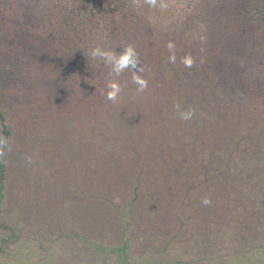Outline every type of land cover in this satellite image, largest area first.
Masks as SVG:
<instances>
[{
  "label": "rangeland",
  "instance_id": "rangeland-1",
  "mask_svg": "<svg viewBox=\"0 0 264 264\" xmlns=\"http://www.w3.org/2000/svg\"><path fill=\"white\" fill-rule=\"evenodd\" d=\"M170 2L176 13H185L187 0ZM0 4V138H5L3 117L10 127L2 158L0 264H264V197L215 201L216 169L222 173L218 181H223L226 162L236 168L244 154L234 157L224 149L218 157L214 147L212 155L198 153L212 136L203 125L207 118H198L196 112L185 122L174 109L161 105L163 92L176 91L177 82L180 99L188 104L185 108L191 106L190 99L194 102L187 86L190 77L183 66L169 62L167 47L171 41L174 51L181 50L176 58L185 56L187 38L181 36L186 31L168 38L155 33L151 42L142 41L143 75L149 84L146 92L137 94L131 70L116 77L110 73L111 62L86 79L79 71L86 65L82 43L74 39L73 31L67 33L63 27L61 31L65 35L60 42H69L70 54L55 41L49 43L50 0H0ZM98 58L91 64L100 66ZM113 78L124 89L119 114L127 132L122 138L131 135L137 142L124 153L109 154L111 147L99 136L103 123L95 105L101 96L95 92L97 88L105 93L106 81ZM176 93L165 100L170 108L179 100ZM134 99L141 104L134 106ZM147 106L143 118L141 110ZM219 131L223 137L215 139L225 143L230 133ZM239 131L234 127L235 134ZM260 138L259 142L242 139L240 147L251 157H261L263 135ZM183 155L189 163L184 174L188 171L200 180L189 175L186 186L179 184L172 194L187 191L182 200L169 194V181H176L170 175L174 169L178 173L170 159ZM28 156L34 163L27 162ZM209 176L212 205L204 206L189 190L206 186Z\"/></svg>",
  "mask_w": 264,
  "mask_h": 264
},
{
  "label": "trees",
  "instance_id": "trees-1",
  "mask_svg": "<svg viewBox=\"0 0 264 264\" xmlns=\"http://www.w3.org/2000/svg\"><path fill=\"white\" fill-rule=\"evenodd\" d=\"M169 5L168 9L161 10L151 9L146 5L142 8H137L133 6L132 0H50L49 43L52 44V41H55L56 46L64 47L63 49L68 52L69 42H60L62 36L65 35L61 32L62 27L68 30L67 33L73 31L74 39L82 43V54L85 56L86 65L85 67L81 66L79 71L81 74H86L87 79L89 74L97 73L103 65L107 64L105 63V58L99 56L98 60L95 61L100 63V66L94 65L95 62L91 64L88 51L93 47L100 46L105 49H115L119 53L125 46L132 44L135 46L141 66H143L142 60H144L145 56L141 45L143 40L144 42H151L150 39L154 37L155 33L168 38L171 33L176 34V32L186 31L185 35L181 37L186 36L187 39L184 46L187 47L189 52L182 54L194 56L196 64L193 68L186 69L180 63L181 56H179V59L176 58L177 65L179 67L183 66V71L190 77L191 84L187 86H189V93H191L194 102L190 99L191 104L189 105L196 107L198 118H207L203 125L206 126L208 131H212L211 139L205 142L203 146L200 145L201 147L197 149L198 153L202 151L205 155L206 153L212 155V147H214L218 157L219 154L223 153L224 149H228L229 154L234 157L244 154V156L242 155L243 158L238 160L241 162L238 163L236 168H233L229 161L226 162L225 165L227 166L228 164V167L224 171L225 177L222 176L223 181H218L217 177L222 175V173L216 169L213 175L216 184L213 185V188L214 186L217 187L215 194L218 198L215 197V201L220 198L229 200V198L232 199L231 197H242L245 199L249 197L248 200L250 198H263L264 152H259L262 154L261 157L259 154L256 157H251L249 153L244 152L245 150L240 147L241 143L239 142L242 139L259 142L260 137L262 135L264 137V0H187L184 6L185 13L181 14L175 12L174 3H171L170 0ZM2 10L0 4V25L3 15ZM61 15L62 18L60 17ZM212 16H214V19ZM173 18H177L176 21ZM172 20H174L173 23L171 22ZM219 20L220 23L227 22L225 25L216 27L214 23ZM169 23H172V25H169ZM201 24L204 25L203 29L200 27ZM202 36L204 37L203 40H201ZM1 38L2 31L0 26V41ZM51 50H54V48H50ZM220 51L221 53H219ZM175 53H181L180 47L175 50ZM73 56L75 60V52ZM201 59L204 61L202 64L200 62ZM184 81L186 84L188 79L184 78ZM178 88H180V85L177 82L173 88L176 91L170 88L171 90L168 89L167 93L163 92L164 97L161 105L167 106L169 110L174 109L170 108V103L165 100H168L171 97L170 95H175V92H177L178 101L181 102L182 108H185L188 104L180 99V90ZM102 90L100 91L96 88L95 92L96 96H98L97 94L101 96V102L95 105L96 111H98L99 107L102 116L100 123H103V128L101 126V129L98 130L100 131L99 136H104L107 132H110V136H101L102 141L108 142L105 146L111 147L109 154L118 153L119 151L124 153L128 147H134L137 140H132L135 138L131 135H126L130 139L122 138L127 132L123 130V122L121 124L120 119L122 118H120L121 115L119 114L124 107H122L121 103L113 104L107 101ZM128 90L130 91V89ZM88 95L89 92L86 91L85 96L87 97ZM137 104L134 99L133 105ZM148 106L141 110L143 118H147L145 113L148 112ZM0 114L3 116L1 111ZM249 118L253 120L249 122ZM214 122L223 123L221 124L222 126H218ZM1 126L3 135H5L4 139L7 141V135L10 134L7 118H2ZM234 127L240 129L239 133H234ZM220 129L230 133L225 143H220V139L218 141L215 139V137H223L222 132L219 131ZM114 132L117 134H114ZM244 132L248 136L243 135ZM259 132L260 134L253 138L252 134ZM99 136H96V138ZM261 143L264 144V139L261 140ZM251 144L250 146L253 149L260 151V146H252ZM114 148L118 150H114ZM168 148L173 149L174 147L168 144ZM156 160L158 162L162 161L157 158ZM170 160H173L174 164H176L174 166L175 168L177 167L178 173H175L174 169L170 174L171 178L176 181L175 183L171 182V180L169 181V194L183 200V195H186L187 191H182V195L181 191L175 195L172 193L179 190V184L186 186L187 181L184 180L190 179L188 177L192 174L188 173V171L185 174L183 172L186 168L188 169L189 163L185 155L173 157ZM204 160L202 159V163H205ZM206 164L209 165V163ZM4 165V161L0 159L1 202L5 197L3 189V181L5 179ZM142 165H145V163ZM238 171L242 173H238ZM193 177L195 182L200 180L199 178L197 179V176L192 175ZM211 181V176H209L207 179L209 183L206 186L204 185L203 188L199 189L200 187L197 185L193 190L190 187L189 192L198 197V203H201V199L205 195L211 197ZM256 183H258V191L262 188L260 195L257 190H254ZM246 187L248 188L246 189ZM240 188H244L248 192H244ZM242 198H239V200L242 201ZM199 208L202 209L200 204ZM2 248L3 246L0 247V249Z\"/></svg>",
  "mask_w": 264,
  "mask_h": 264
},
{
  "label": "clouds",
  "instance_id": "clouds-1",
  "mask_svg": "<svg viewBox=\"0 0 264 264\" xmlns=\"http://www.w3.org/2000/svg\"><path fill=\"white\" fill-rule=\"evenodd\" d=\"M133 6L137 8H142L145 5L151 9H161L166 10L169 8V0H132ZM200 27L203 29L204 25L201 24ZM204 37H201L203 40ZM167 47L170 51L169 62L172 64H176V54H175V44L171 41L168 42ZM105 58V63L111 62L112 68L110 69V73L114 72L116 77H119L125 69H129L132 72L131 82L136 85L135 91L137 94H142L148 90V80L143 75L145 72V68L141 66L139 54L134 45L128 44L125 46L122 51L117 53L115 49H105L100 46H96L91 48L88 51V57L90 59H95L96 57ZM201 64L204 62L201 59ZM180 63L186 69H191L196 64V58L191 54H187L183 56L180 60ZM105 99L107 101L112 102L113 104H118L122 98V93L124 91L123 86L119 82L118 79L113 78L107 80L105 83ZM173 108L178 114L179 119L188 122L191 121L196 116V109L194 107L182 108V104L180 101H177L173 104ZM6 141L4 138H0V159L5 155L4 147ZM26 160L29 164L34 163L33 158L31 156L26 157ZM201 203L204 206H211L212 199L209 195H205L201 199Z\"/></svg>",
  "mask_w": 264,
  "mask_h": 264
},
{
  "label": "crops",
  "instance_id": "crops-1",
  "mask_svg": "<svg viewBox=\"0 0 264 264\" xmlns=\"http://www.w3.org/2000/svg\"><path fill=\"white\" fill-rule=\"evenodd\" d=\"M3 202V201H2Z\"/></svg>",
  "mask_w": 264,
  "mask_h": 264
}]
</instances>
